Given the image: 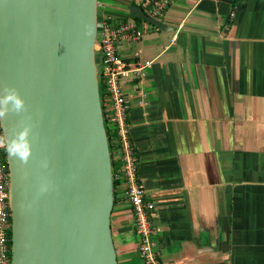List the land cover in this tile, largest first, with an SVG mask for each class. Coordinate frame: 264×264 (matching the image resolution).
<instances>
[{"label":"crops","instance_id":"crops-1","mask_svg":"<svg viewBox=\"0 0 264 264\" xmlns=\"http://www.w3.org/2000/svg\"><path fill=\"white\" fill-rule=\"evenodd\" d=\"M132 2L98 14L127 20ZM134 20L143 35L119 53L147 64L122 89L159 264H264V0H175L163 30ZM111 233L118 264H145L122 185Z\"/></svg>","mask_w":264,"mask_h":264},{"label":"water","instance_id":"water-1","mask_svg":"<svg viewBox=\"0 0 264 264\" xmlns=\"http://www.w3.org/2000/svg\"><path fill=\"white\" fill-rule=\"evenodd\" d=\"M128 10L167 27L133 2ZM85 25L93 27L91 37H84ZM97 32L98 0H0V88H17L27 106L8 116L4 129L18 130L24 117L32 124L28 163L5 152L10 264H118Z\"/></svg>","mask_w":264,"mask_h":264},{"label":"built area","instance_id":"built-area-1","mask_svg":"<svg viewBox=\"0 0 264 264\" xmlns=\"http://www.w3.org/2000/svg\"><path fill=\"white\" fill-rule=\"evenodd\" d=\"M146 15L159 20L175 0H134ZM127 20L116 21L98 14V32L95 44L97 73L103 91L100 93L104 125L109 134H116L117 149L111 150V161L119 162L112 167L113 181L122 185L123 195L132 208L135 232L140 236L138 250L145 264H159L158 253L150 238L154 232L151 223L153 203L147 201L143 186L137 177V158L128 140V100L122 89V81L128 76L138 77L144 73L147 63L125 60L119 53L126 41H137L143 35L129 11ZM146 23V22H143ZM148 24V23H146ZM0 132L2 129L0 128ZM10 177L6 153L0 149V264H10L11 212L9 203Z\"/></svg>","mask_w":264,"mask_h":264},{"label":"clouds","instance_id":"clouds-1","mask_svg":"<svg viewBox=\"0 0 264 264\" xmlns=\"http://www.w3.org/2000/svg\"><path fill=\"white\" fill-rule=\"evenodd\" d=\"M85 38L93 35V27L85 25L84 33ZM27 112L25 100L21 97L19 90L13 86L4 85L0 88V149H3L7 155L18 160L22 165H26L32 155V144L29 139L32 124L30 117H24L21 121L19 129H4V120L9 115L21 116ZM47 165L45 164V167ZM41 192L46 191L45 187H41Z\"/></svg>","mask_w":264,"mask_h":264},{"label":"trees","instance_id":"trees-1","mask_svg":"<svg viewBox=\"0 0 264 264\" xmlns=\"http://www.w3.org/2000/svg\"><path fill=\"white\" fill-rule=\"evenodd\" d=\"M135 19H136L137 22H144V21H142L140 19H137V18H135ZM99 89H100V93H102L103 85L101 83H99ZM116 139H117V135L116 134L113 133L112 135L111 134L108 135V142H109L110 151L113 150V149H117V147H116L117 145L115 144ZM112 167L114 169L117 168L116 162H112ZM116 188H117V183L114 181V196L116 195Z\"/></svg>","mask_w":264,"mask_h":264}]
</instances>
